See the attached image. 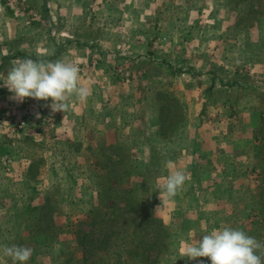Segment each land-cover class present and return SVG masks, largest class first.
I'll return each mask as SVG.
<instances>
[{"label": "crops", "instance_id": "0c3cea01", "mask_svg": "<svg viewBox=\"0 0 264 264\" xmlns=\"http://www.w3.org/2000/svg\"><path fill=\"white\" fill-rule=\"evenodd\" d=\"M234 1L43 0V6H35L33 10L41 15L40 22L28 23L18 18L20 14L14 8L2 11L0 0V47L5 48L0 51V76L6 77L14 62L25 59L67 60L79 63L78 68L86 66L95 71H89L78 81L80 86L90 90L87 100L80 102L70 98L74 103L66 113L53 112L51 103L45 101L26 98L19 103L12 100V93L0 81V148L6 143L7 151L13 152V155L0 152V158H8L3 174L0 173V189L7 183L9 191L13 189L11 186L17 190L14 193L20 190L17 180L20 176L24 178L33 166V154L24 147L27 140L40 144L66 141L70 139L69 131L77 132L82 128V120L88 114L97 118L102 108L95 93L99 83H108L113 88L112 100L107 98L110 102L107 104L116 106L124 102L128 117L133 119L120 126L121 131L124 128V136L134 127L141 129L145 136L136 137L132 142L137 144L140 157L152 156L145 139L164 141L163 121L169 124L170 120H165L161 113L157 115L159 121H154L145 95L151 86L110 84V78L98 70L109 63L107 57L113 58L112 50L121 46L123 53L128 51L129 60H135L140 70L154 69L155 89L152 91L158 97L175 98L184 112L186 106L178 102L183 96L182 103L189 106V117H194L183 123L191 133L189 140L184 138V133L171 137L173 143L181 141L183 145L175 146L177 153L162 160L163 173L159 178L162 184V178L170 171L181 170L188 177L183 186H199V190L201 186L204 193L197 199L196 207L189 211L187 229L177 232L182 246L197 244L204 235L222 227L242 230L248 236L253 234L248 223L264 206V20L244 25L241 17L232 21L230 10ZM253 10L251 7L249 12ZM28 34L32 41L27 39V42L36 46V52L29 54L30 45L25 43L21 47L28 53L18 50L17 56L11 57L14 42L24 36L28 38ZM166 35L174 40L172 54L161 51L151 54L152 45L160 47ZM177 42L187 43L182 49L186 53H178ZM134 52L136 56L131 57ZM149 76L152 77L151 72ZM164 82L171 85V91L158 87ZM183 83L186 88L180 90L178 85ZM174 91L182 93H177L180 95L177 97ZM34 103L46 110L50 122L48 116L44 119L48 123L40 121L30 107ZM20 123L25 127L20 129ZM37 137H41L40 140ZM168 161H171L170 169ZM199 175L204 176L203 181ZM6 199L0 197L1 222L4 215L13 219L15 216L3 206ZM257 254L263 256L264 252ZM201 262L211 264L208 258L185 264Z\"/></svg>", "mask_w": 264, "mask_h": 264}, {"label": "rangeland", "instance_id": "374dc122", "mask_svg": "<svg viewBox=\"0 0 264 264\" xmlns=\"http://www.w3.org/2000/svg\"><path fill=\"white\" fill-rule=\"evenodd\" d=\"M35 6L36 8L43 6V0H2V11L7 8H14L20 14L18 18L28 23L29 21L38 23L42 18L36 11H33ZM251 6L254 7V10L250 13ZM231 7L230 18L232 21L241 17V19L245 20L243 22L244 25L253 20H264V0H235ZM239 12H242L243 15ZM35 27H39V25H35ZM21 29H27V27ZM28 35V38L24 36L14 42V51H12L11 57L17 56L16 52L19 51L27 52L26 49H23L24 46L21 47V45L29 44L30 42H27V39L32 41V36ZM91 35L94 36L95 34ZM173 41L170 36H164L160 47L152 45L151 49L153 51L151 54L155 55L157 51H161L163 54H172L171 50L174 49L172 47ZM29 45V54L36 52V46ZM176 45L180 47V50H178L179 54L180 52L182 54L186 53L182 52L185 51L182 49L187 43L177 42ZM120 47L112 50V53H114L112 54L114 55L113 58L107 57L109 63L103 65L102 70H98L104 76L110 78V84L113 82L114 84L117 83L118 86H124L126 84L136 85L140 83L142 85L146 84L147 87L151 86V90H148V93L145 92V95L149 99L150 105L148 107L154 121H159L157 115L161 113L164 114L165 120H170V127L168 126L169 128L164 133L166 138L164 141L160 142L159 140L156 142L154 138L146 137L152 141L145 139V145L151 148L152 156L146 159L143 156L140 157L137 144L133 143L132 140L145 135L141 129L134 127L131 132L127 130V134L124 136V128L121 131L120 126L124 121L130 120L125 111L124 102H119L116 106H109L107 103L110 102H108L107 98L112 100L110 93H113L111 92L113 88L111 89L108 83L104 85L99 83L98 87L95 88V93L102 108L97 118L88 114L87 118L82 120V128L77 132L75 130L69 131L68 136L70 139L66 141L62 139L57 140L56 144H52V142L40 144L33 142L31 139L27 140L24 147L33 154V166L24 178L20 176L19 180H17L20 183V190L14 193L16 190L15 186H11L13 189L9 191L10 188L7 187V183L2 184L0 189L2 193L0 197L7 198L3 206H5V209L9 208L8 210L15 213L14 219L13 216L4 215L2 222L0 221V245L27 246L33 249L32 256L26 264H76L75 259L77 260L81 255L77 250L76 232L78 225L81 220L90 221L89 218L84 216L90 209L89 204L80 205L76 203L90 201L98 206V193L102 190V186H134L135 188L140 186L142 192L141 202H143L152 216L162 219L171 233L174 234L172 238L174 245L161 257L159 264H185L190 261L182 256V240L177 232L181 229L183 231L187 229L186 227L189 225L188 221L191 217L189 216V211L196 207L197 199L204 195L202 188L200 186L199 190V186H183L174 198H164L165 202L162 203L157 182L163 173L162 160L177 153L178 150L175 146L181 147L183 145L181 141L173 143L174 141H172L171 137L177 135V133L182 135L184 133L186 134L184 138L188 139L191 133L189 134V130L187 132L188 128L184 127L185 124L183 123L187 119L193 120L194 117L191 115L189 117L188 105L182 103L184 102L183 96L178 99V102L186 106L184 112L179 109L175 110L174 106L170 105L174 101L170 103L169 99L164 96L158 97V94L152 91L155 89L153 86L155 81L153 79L154 69L151 67L145 72L144 69L140 70L135 60H129L128 51L123 53V49ZM2 49L5 48L0 47V51ZM188 50L191 52L192 47L189 46ZM214 51H217V48ZM135 56L136 53H132L131 57ZM159 56L162 57L163 55ZM135 59L137 60V58ZM74 64L77 66L79 63ZM85 67L81 66L78 68L79 76L81 75L79 78L81 79L90 71L89 68ZM180 69L182 70V68ZM150 72L151 78L149 76ZM94 75L96 77L95 73ZM178 86L180 90H183L182 87L186 88L184 83ZM158 87L171 91V85L168 82H164ZM174 92L177 97L180 96L177 93H182V91ZM45 102L51 103V99ZM70 103L73 106L74 102L71 101ZM30 107L32 111L36 112V116L40 121L48 123L44 120L48 114L46 110L42 109V106L34 103ZM178 114L179 116H177ZM0 117L2 118V116ZM48 121L50 122L49 116ZM130 121H133V119ZM19 127L20 129L24 128L25 124L20 123ZM40 138L37 137L39 140ZM4 145L7 146L6 143ZM5 146L2 145L0 148L1 155H13V152L7 151ZM7 161L8 158L6 157L0 158L1 174L4 172L3 167ZM202 178L204 176L199 175V179L203 181ZM33 189L36 191L33 192ZM14 194L18 195L17 198ZM47 196L53 201L51 222L36 220L35 213L20 217V214L24 211L23 204L29 200H33L34 204H43ZM20 204L21 206H19ZM172 204H175V207ZM8 218L11 220L5 222ZM248 224H250L249 226L253 232L250 236L264 244V206L251 216ZM46 227L50 230L48 233L49 243L40 244L41 240L46 237ZM138 246V244L133 243L131 248H138ZM259 252H264V249L258 250L257 253ZM136 253L138 252L128 253L119 260L114 258V263L142 264L141 257L137 259ZM261 257L264 264V255H261ZM70 258H74V261H68ZM192 262L194 261L192 260ZM2 264H12V261L10 258L4 257Z\"/></svg>", "mask_w": 264, "mask_h": 264}, {"label": "clouds", "instance_id": "9594fccd", "mask_svg": "<svg viewBox=\"0 0 264 264\" xmlns=\"http://www.w3.org/2000/svg\"><path fill=\"white\" fill-rule=\"evenodd\" d=\"M2 86L7 88L12 100L23 103L26 98L37 101L51 99L53 112H66L70 109V98L84 102L90 95L87 87L80 86L79 69L70 61L55 62L34 61L25 59L14 62L6 77L0 76ZM171 168V161L167 162ZM158 180L159 195L162 203L164 198H174L188 179L184 171L169 172L166 178ZM264 249L254 237L244 231L222 227L204 235L197 244L188 243L182 248V256L189 260L208 258L211 264H262L258 250ZM33 249L27 246L0 245V264L3 258H10L12 264H26L32 256ZM202 264V262H201Z\"/></svg>", "mask_w": 264, "mask_h": 264}, {"label": "trees", "instance_id": "16d2710c", "mask_svg": "<svg viewBox=\"0 0 264 264\" xmlns=\"http://www.w3.org/2000/svg\"><path fill=\"white\" fill-rule=\"evenodd\" d=\"M164 97L169 99L170 103L174 101L170 105L174 106L175 110L181 109V105L177 104L175 98L169 95H164ZM168 126L170 127L167 122L163 121V135L169 128ZM136 187L102 186V190L98 193V206L90 201L76 203L89 204L90 207L89 211L84 214L90 221L81 220L76 232L77 250L81 254L77 260L75 259L76 264H115L114 258L119 260L135 251L138 252L136 258L141 257L142 264L161 262V257L174 245L172 240L174 234L162 219L149 213L141 202V187ZM35 191L33 189V192ZM52 202L49 196L43 204H34L33 200L27 203L23 201L24 211L20 217L35 213L36 220H47L46 222L49 223L53 215ZM48 229L46 227V237L41 240L40 244L49 243L50 230ZM133 243L138 244V248L132 249ZM68 261H74V258ZM124 263L121 262V264Z\"/></svg>", "mask_w": 264, "mask_h": 264}, {"label": "built area", "instance_id": "2783aa9c", "mask_svg": "<svg viewBox=\"0 0 264 264\" xmlns=\"http://www.w3.org/2000/svg\"><path fill=\"white\" fill-rule=\"evenodd\" d=\"M128 75H130V74H128Z\"/></svg>", "mask_w": 264, "mask_h": 264}]
</instances>
